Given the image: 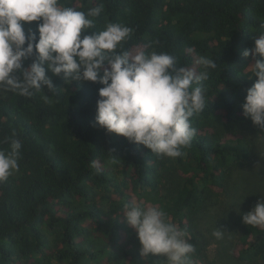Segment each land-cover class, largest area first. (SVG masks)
I'll return each mask as SVG.
<instances>
[{"label":"trees","instance_id":"obj_1","mask_svg":"<svg viewBox=\"0 0 264 264\" xmlns=\"http://www.w3.org/2000/svg\"><path fill=\"white\" fill-rule=\"evenodd\" d=\"M59 2L85 13L103 5L82 36L109 23L131 28L118 53H167L177 67L197 73L202 58L217 67L202 82L206 107L191 117L192 141L176 158L96 126L98 83L65 81L46 70L55 89L0 97V149L8 150L11 139L22 144L17 174L0 183V264H168L161 255H141L125 204L162 209L168 222L187 229L196 249L191 264H210L213 227L226 231L228 220L223 210L211 211L212 197L228 189L233 168L251 160L252 137H264L242 113L255 80L246 68L254 61L242 52L264 33V0ZM242 215L232 223L233 262L264 264V228L245 225Z\"/></svg>","mask_w":264,"mask_h":264},{"label":"clouds","instance_id":"obj_2","mask_svg":"<svg viewBox=\"0 0 264 264\" xmlns=\"http://www.w3.org/2000/svg\"><path fill=\"white\" fill-rule=\"evenodd\" d=\"M102 11V4L85 13L62 7L59 0H0V97L9 92L30 97L32 90L55 89L46 70L52 76L62 75L65 81L98 83L102 87L98 89L96 126L159 156H181V149L191 143L195 133L191 117L206 107L202 82L217 64L202 58L199 64L204 70L197 73L177 67L176 58L167 53H118L117 48L132 33L120 23H109L99 33L82 36ZM34 21H39L36 32L26 36L21 22ZM34 54L35 60L22 67ZM242 56H251L254 62L246 68L249 79L255 77L242 113L264 130V33ZM21 148L20 140L11 139L8 150L0 149V183L19 170ZM124 207L123 215L136 232L142 256L161 255L168 264H191L190 255L196 249L187 229L168 222L158 207ZM242 222L264 228V200L244 213ZM224 232L216 228L212 235L220 240Z\"/></svg>","mask_w":264,"mask_h":264},{"label":"rangeland","instance_id":"obj_3","mask_svg":"<svg viewBox=\"0 0 264 264\" xmlns=\"http://www.w3.org/2000/svg\"><path fill=\"white\" fill-rule=\"evenodd\" d=\"M24 31L34 29L33 22H21ZM197 37H200L197 35ZM8 93L4 96H7ZM2 96V97H4ZM251 142L254 144V151L251 160L240 167L233 168V174L229 178L227 190L212 197L216 205L211 206V211L223 210L228 218L223 226L226 230L223 239L212 237L207 248V259L210 264H234L232 256V243L234 229L232 223L235 216L242 215L254 200L264 197V137L253 136ZM15 172L13 175H16ZM179 180V179H178ZM216 230V226L213 227ZM231 243V244H230Z\"/></svg>","mask_w":264,"mask_h":264}]
</instances>
